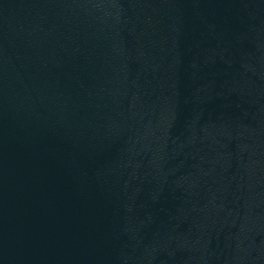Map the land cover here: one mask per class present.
I'll return each instance as SVG.
<instances>
[{
  "label": "water",
  "instance_id": "water-1",
  "mask_svg": "<svg viewBox=\"0 0 264 264\" xmlns=\"http://www.w3.org/2000/svg\"><path fill=\"white\" fill-rule=\"evenodd\" d=\"M0 264H264V0H0Z\"/></svg>",
  "mask_w": 264,
  "mask_h": 264
}]
</instances>
